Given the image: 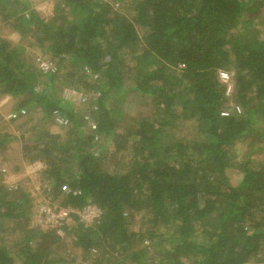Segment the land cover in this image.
<instances>
[{
	"label": "trees",
	"instance_id": "trees-1",
	"mask_svg": "<svg viewBox=\"0 0 264 264\" xmlns=\"http://www.w3.org/2000/svg\"><path fill=\"white\" fill-rule=\"evenodd\" d=\"M0 17L21 37L0 35V97L68 116L58 84L36 92L48 74L28 47L67 64L64 86L100 90L82 113L93 111L97 130L76 132L83 115L72 110L67 130L37 133L22 154L43 164L53 196L44 203L102 212L90 224L72 212L67 226L38 229L37 198L0 186V264H58L67 238L93 264H141L154 247L158 264H264V148L237 147L253 136L264 143V0H54L51 17L0 0ZM221 71L231 75L229 96ZM126 95L147 112L133 118L110 105ZM95 137L112 145L110 157ZM7 140L0 134V150ZM102 248L119 260L104 261Z\"/></svg>",
	"mask_w": 264,
	"mask_h": 264
},
{
	"label": "rangeland",
	"instance_id": "rangeland-1",
	"mask_svg": "<svg viewBox=\"0 0 264 264\" xmlns=\"http://www.w3.org/2000/svg\"><path fill=\"white\" fill-rule=\"evenodd\" d=\"M26 2L28 5L29 10H34L38 12L43 17H51L54 9V0H21ZM126 11V8H125ZM124 11V12H125ZM1 19V17H0ZM0 35L4 38H7L11 42L19 43L21 41L20 35L13 32L8 24L2 22L0 20ZM143 35V34H142ZM26 45V41L22 42ZM27 59L30 62H36L38 58H44L45 55L39 48H29L27 49ZM48 59L49 57H45ZM44 58V59H45ZM55 62L56 72L54 73V77L50 78V74L47 77L42 78L43 82H38L35 85L36 92L38 93H46L51 91V84H58V92L57 94L61 96V107L64 108L67 112L68 116H65L68 120L71 116L70 112L72 111L75 116L83 115L85 107L81 104L78 100V95H86L88 96L89 100H91V96L97 97L100 94V90L95 87V91H89L88 89L82 88L81 84H77L78 87H67L64 86V82H66V67L67 64L58 65L57 61ZM69 80V78H67ZM71 81H67L66 84L70 83ZM76 85V83H71ZM61 85V86H60ZM72 85V86H74ZM55 86V85H54ZM75 93V94H74ZM45 94V95H46ZM44 95V94H43ZM96 99V98H95ZM20 99L15 100L8 96L0 97V134H8L9 140L8 144L0 150V186H4L7 188H15L17 186H22L27 189V191L33 194L34 198L37 202V212L31 219L32 227H36L38 229L47 228L50 229L51 226H54V222L48 218V216L38 213V209L40 204L43 201L50 202L52 201V192L50 191L49 184L44 181L45 176L41 173L44 169L43 164L37 161H33V159L23 153L24 144L28 142L27 146H30L34 140L35 135L39 132H49V133H60L68 129V127L57 126L54 123V118L49 116V118H45L46 114L43 110L36 106V103H33L31 107L21 108L20 106ZM90 102V101H89ZM93 103V102H90ZM112 106L116 109L117 107L121 109V111L129 117L136 118L143 113L147 112L146 107L142 106V101L138 99V97L128 96L126 95L123 98H116L111 101ZM19 107V108H18ZM71 112V113H72ZM88 113V112H86ZM19 116L16 119H12L13 115ZM93 115V111H91V116ZM82 123V122H81ZM36 127L33 131L28 132V130ZM78 127V128H77ZM76 127L75 131L79 132V134L86 135L89 133V129L87 125L84 123L79 124ZM61 136H65L61 134ZM252 137V136H250ZM104 141V142H103ZM94 144V141H92ZM108 144V147H107ZM95 146V145H94ZM96 146L98 149H101L105 146L107 147V153H105L108 157L109 153L113 152L112 145L109 142L100 140L99 144ZM238 150L244 154L246 150L253 148L256 152H259L264 148V143H261L259 140H256L253 136L251 139L248 140L246 144H240L237 146ZM110 148V149H109ZM109 150V151H108ZM263 151V150H262ZM100 156H97L99 158ZM257 157V156H255ZM263 158H261L262 160ZM123 158L118 156L115 160L110 158L105 166L112 171L115 169L117 164H122ZM230 178L233 179L235 183H239L242 179V174L240 175L237 170H230L229 171ZM47 188V191H45ZM58 205L59 200L52 202ZM142 214L137 213L133 218L132 223V231L136 232V234L140 233L144 228V222L141 220ZM42 227H41V226ZM44 230V229H42ZM67 243L62 245L61 248H56V255L54 259H59L60 263L58 264H93L95 261L93 257H89V259H85L83 257V253L80 250L73 249L71 238L66 239ZM65 243V242H64ZM133 247H138L136 243ZM55 247L52 249L54 250ZM132 249V248H131ZM153 251L147 253L145 258L141 259V264H158V254H152L156 251L155 247L152 248ZM130 251V250H129ZM100 256L103 260H110V261H118L119 256L118 253L111 251L107 252L105 249H101ZM64 260V261H63ZM19 264V263H18ZM124 264H129L128 261H124Z\"/></svg>",
	"mask_w": 264,
	"mask_h": 264
},
{
	"label": "built area",
	"instance_id": "built-area-1",
	"mask_svg": "<svg viewBox=\"0 0 264 264\" xmlns=\"http://www.w3.org/2000/svg\"><path fill=\"white\" fill-rule=\"evenodd\" d=\"M40 70L45 73V74H54L56 72L55 64L53 62L47 61L43 58H38L36 60ZM182 67V66H181ZM220 80L226 84L227 87V95H230L231 89H232V82H231V75L227 72L221 71L219 72ZM98 78V75L95 76V79ZM75 94V93H74ZM78 100L81 104H83L87 108H91L90 100L88 96L86 95H78ZM236 110L238 113H240V108L236 107ZM224 116H227L228 113H224ZM18 115H13L12 119H16ZM54 118V123L57 126H62V127H68L69 126V120L66 117H62V115L58 112H55L53 114ZM83 123H85L88 127L89 130L95 131L97 130V123L96 121L92 118V116L89 113H85L82 117ZM99 137H95L94 143L100 142ZM97 144V145H98ZM96 149H98L97 146H95ZM74 212V214L78 213L79 214V220L82 221L83 223L90 224L94 222L96 219H98L102 212L101 210L95 206V205H88L86 208H84L81 212H77L71 209H65L61 208L59 206H51L47 203H41L38 209V213L40 215L44 214L48 216L50 220L54 222L55 225L65 227L70 223L71 220V214ZM59 234L62 236L61 229L59 230Z\"/></svg>",
	"mask_w": 264,
	"mask_h": 264
}]
</instances>
